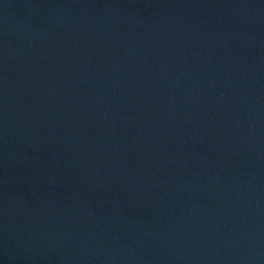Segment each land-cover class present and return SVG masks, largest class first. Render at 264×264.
<instances>
[{
    "label": "water",
    "instance_id": "obj_1",
    "mask_svg": "<svg viewBox=\"0 0 264 264\" xmlns=\"http://www.w3.org/2000/svg\"><path fill=\"white\" fill-rule=\"evenodd\" d=\"M0 264H264V0H0Z\"/></svg>",
    "mask_w": 264,
    "mask_h": 264
}]
</instances>
